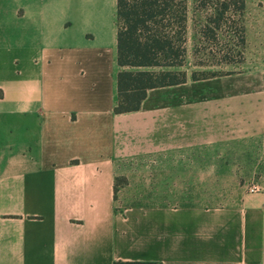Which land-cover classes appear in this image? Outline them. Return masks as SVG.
<instances>
[{"label": "crops", "instance_id": "obj_1", "mask_svg": "<svg viewBox=\"0 0 264 264\" xmlns=\"http://www.w3.org/2000/svg\"><path fill=\"white\" fill-rule=\"evenodd\" d=\"M118 68L115 0H0V264H264V65L114 112Z\"/></svg>", "mask_w": 264, "mask_h": 264}, {"label": "trees", "instance_id": "obj_2", "mask_svg": "<svg viewBox=\"0 0 264 264\" xmlns=\"http://www.w3.org/2000/svg\"><path fill=\"white\" fill-rule=\"evenodd\" d=\"M238 9L243 0H232ZM217 18L228 7L220 2ZM116 64L114 112L139 107L150 87L182 82L184 72L166 69L179 65L183 54L184 0H115ZM172 25V28H171ZM150 66H159L157 70ZM196 77L191 73V78ZM112 264H160L154 260H115Z\"/></svg>", "mask_w": 264, "mask_h": 264}, {"label": "rangeland", "instance_id": "obj_3", "mask_svg": "<svg viewBox=\"0 0 264 264\" xmlns=\"http://www.w3.org/2000/svg\"><path fill=\"white\" fill-rule=\"evenodd\" d=\"M257 1L247 0V5L238 9L232 0H184L181 63L165 68L180 70L185 77H191V73L210 77L241 76L250 67L264 65V12L249 6ZM220 2H226L228 7L217 18L214 11ZM248 181L241 183L242 191H247Z\"/></svg>", "mask_w": 264, "mask_h": 264}, {"label": "built area", "instance_id": "obj_4", "mask_svg": "<svg viewBox=\"0 0 264 264\" xmlns=\"http://www.w3.org/2000/svg\"><path fill=\"white\" fill-rule=\"evenodd\" d=\"M246 184H247L246 188L248 192H256L260 189L259 183L254 179H250Z\"/></svg>", "mask_w": 264, "mask_h": 264}]
</instances>
